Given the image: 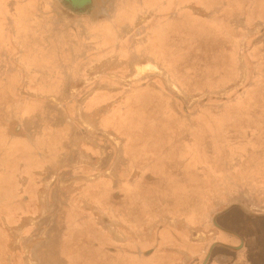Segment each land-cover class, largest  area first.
Returning <instances> with one entry per match:
<instances>
[{"label":"rangeland","instance_id":"1","mask_svg":"<svg viewBox=\"0 0 264 264\" xmlns=\"http://www.w3.org/2000/svg\"><path fill=\"white\" fill-rule=\"evenodd\" d=\"M102 7L109 13L107 4ZM174 12L140 15L139 26L121 15L116 32L101 30L102 46H95L96 30L82 33L77 17L47 15L38 7L21 28L16 23L11 33L23 51H11L24 56L18 61L7 52L0 61V264H128V249L116 250L90 217L66 213L67 201L84 212L98 210L83 190L84 177L95 161L97 170H106L99 160L110 143L146 155L159 177L177 176V220L193 206L203 219L208 203L223 214L224 225L261 230L264 23L238 44L204 37L203 14ZM157 23L161 28L147 37V27ZM4 35L0 27V39ZM58 53H68L70 62L61 65ZM23 141L36 163L33 184L23 182L15 192L19 160L30 154H19ZM22 171L28 179L29 166ZM236 199L243 205H227ZM109 209L102 205L101 213Z\"/></svg>","mask_w":264,"mask_h":264},{"label":"crops","instance_id":"2","mask_svg":"<svg viewBox=\"0 0 264 264\" xmlns=\"http://www.w3.org/2000/svg\"><path fill=\"white\" fill-rule=\"evenodd\" d=\"M115 4L121 9L119 12L124 14H160L166 8H174L177 14L198 16L201 13L203 16L200 19H208V23H203V26L209 33L204 37L208 34L221 35L228 40H235L236 43L240 41L238 44H244L246 38H249L247 30L261 29L264 23V0H115ZM141 5L146 10H140ZM206 13H220L221 17L214 21L205 16ZM116 28L111 31L116 32ZM160 28L159 23L153 25L149 32L150 37ZM98 33V42L94 43L95 46H102L101 30H98ZM55 42L59 44L63 41L58 38ZM86 45L90 46L89 43ZM114 139L117 140L115 137ZM23 142L26 148L21 149L20 155H23L22 150L25 153L31 150L30 145L26 141ZM19 143L22 144L21 141ZM110 145V153L99 160L102 162L99 167L103 164V168L107 167L106 170H97L95 161L92 164L93 172L85 173L84 177L83 190L86 195L95 199L98 210L84 212L76 201H67L66 213L77 214L79 210L84 216L90 217L94 225L110 236L116 250L128 249L125 255L126 263L264 264V225L261 230H258L257 225L254 231L242 225H224L219 222L223 214L214 213L212 208L208 209V203L205 204L206 216L203 219H198L196 206H193L195 208H185L178 213L180 218L177 220V176L172 179L169 176L159 177L148 168L150 165L146 155L124 153L113 143ZM25 156L29 159L24 163L19 160L21 172L13 178L12 184L17 183L15 192L22 189L23 182L32 188L34 156L32 152ZM64 158L67 157L63 156L62 159ZM28 166L29 178L23 179L21 175L25 171L22 170ZM15 192L12 198L14 200ZM208 199L209 196L206 197V200ZM150 203L154 206L150 207ZM241 203L236 199L227 205H243ZM61 205H64L63 201ZM102 205L109 206V212L101 213ZM224 208L220 212L224 213ZM261 215L264 216V213ZM52 216L54 215L49 218ZM177 221H180V224H177Z\"/></svg>","mask_w":264,"mask_h":264},{"label":"flooded vegetation","instance_id":"3","mask_svg":"<svg viewBox=\"0 0 264 264\" xmlns=\"http://www.w3.org/2000/svg\"><path fill=\"white\" fill-rule=\"evenodd\" d=\"M39 3H41L40 6ZM102 4H107V6L110 7L109 13L104 11ZM38 7L39 11H43L44 13H47V15L51 14V16H54L57 13L58 15L65 14L68 18H79V20L82 22V27L84 28L83 30H81L83 34L88 32L89 30L96 29V32L98 33V30L110 31L115 27L118 28V26H121L120 23H122L120 21L123 20L121 15H125V17H127L129 21H125L128 22L129 25L132 23L139 26L141 18L140 15L124 14L122 12L120 13L119 11L121 9L117 7V5L115 4V0H0V27L4 28L5 33L4 38L0 39V45L2 46V52L0 53V61L7 60V52L9 54H14L13 59L16 58L18 61L19 57L24 56L23 53H21L20 56L19 52L13 53L11 51L12 46L17 49L16 52L18 51V49H20L21 52L23 51V49L21 48L22 40L17 39L16 36L12 37L11 31L14 33L13 30L14 28H16V23L18 24V28H21L22 21H27L29 17H32L29 15H33L34 12H37ZM115 8L117 9V12ZM143 8L145 7L141 5V9ZM118 14L120 16H118ZM141 15H150V13H143ZM12 20L14 22L13 24H11ZM62 25H64V23H62ZM8 27L9 29L7 30ZM151 29L152 28L147 27V37H150L149 32L151 31ZM105 35L107 36V38L110 37V39L113 40V38L109 36V33H106ZM90 39L91 38H89V40ZM85 41L87 40L85 39ZM144 43L146 44L147 42ZM64 44L65 43H62L61 45L63 46H58L59 49L57 50L59 51L61 49L62 52V48L67 45ZM120 45H126V43L121 41ZM116 49L114 50V52H117ZM68 55V53H58L57 58L59 59L61 65H63L65 62H70V58ZM110 56L112 58V54ZM10 58L12 59V57ZM16 59L15 61H17ZM16 67L17 69H22V66Z\"/></svg>","mask_w":264,"mask_h":264}]
</instances>
